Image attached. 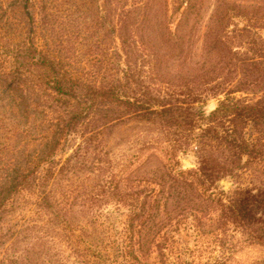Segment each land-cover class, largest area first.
<instances>
[{"label": "trees", "instance_id": "16d2710c", "mask_svg": "<svg viewBox=\"0 0 264 264\" xmlns=\"http://www.w3.org/2000/svg\"><path fill=\"white\" fill-rule=\"evenodd\" d=\"M208 1L25 0L26 29L1 23L0 264L88 251L109 206L133 231L181 204L264 246V0H214L197 54Z\"/></svg>", "mask_w": 264, "mask_h": 264}, {"label": "rangeland", "instance_id": "374dc122", "mask_svg": "<svg viewBox=\"0 0 264 264\" xmlns=\"http://www.w3.org/2000/svg\"><path fill=\"white\" fill-rule=\"evenodd\" d=\"M234 1L243 3L251 0ZM213 4L214 0L206 4L197 34V54ZM25 5V0H0V25L8 22L9 18L10 22L16 21L20 28L26 29L29 11ZM176 19L177 16H171V25ZM260 34L264 38V32ZM214 104L211 101L206 110H211ZM77 141L73 136L67 137L56 158L67 157ZM181 164L183 168L192 167V155L182 158ZM221 185L224 190L230 186L227 182ZM183 206L169 202L152 222H135L133 231H129L124 223L126 211L109 206L98 220L87 219L83 223L86 230L83 240L90 247L88 251L83 252L78 247L79 250L74 249L73 245L75 252H71L64 242L56 241L59 238L55 235L54 243L35 248L39 251L35 255L36 261L39 264H264V246L251 243L246 234L232 225L224 228L207 216ZM191 213L196 218L190 216ZM9 223H14V220ZM7 224L8 220L4 225Z\"/></svg>", "mask_w": 264, "mask_h": 264}]
</instances>
